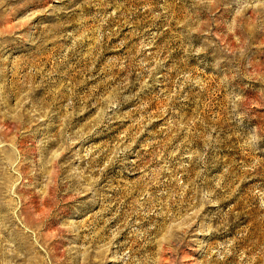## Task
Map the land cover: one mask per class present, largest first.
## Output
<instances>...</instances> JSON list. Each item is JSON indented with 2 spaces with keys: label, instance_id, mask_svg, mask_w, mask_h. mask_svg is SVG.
I'll use <instances>...</instances> for the list:
<instances>
[{
  "label": "rangeland",
  "instance_id": "374dc122",
  "mask_svg": "<svg viewBox=\"0 0 264 264\" xmlns=\"http://www.w3.org/2000/svg\"><path fill=\"white\" fill-rule=\"evenodd\" d=\"M0 264H264V0H0Z\"/></svg>",
  "mask_w": 264,
  "mask_h": 264
}]
</instances>
